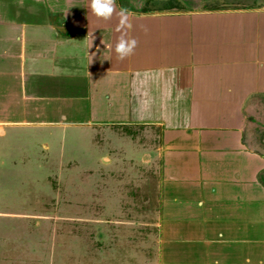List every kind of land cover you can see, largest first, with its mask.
<instances>
[{"label": "crops", "instance_id": "crops-1", "mask_svg": "<svg viewBox=\"0 0 264 264\" xmlns=\"http://www.w3.org/2000/svg\"><path fill=\"white\" fill-rule=\"evenodd\" d=\"M131 1L117 10L134 13L138 43L119 59L107 48L121 35L115 12L97 18L89 0H0L1 165L26 129L131 130L119 137L122 158L152 165L157 184L150 264H264V0ZM34 145L48 152L46 139Z\"/></svg>", "mask_w": 264, "mask_h": 264}, {"label": "rangeland", "instance_id": "rangeland-1", "mask_svg": "<svg viewBox=\"0 0 264 264\" xmlns=\"http://www.w3.org/2000/svg\"><path fill=\"white\" fill-rule=\"evenodd\" d=\"M228 2L131 1L142 8L149 4L216 7ZM103 129L101 134L78 127L41 133L26 129L19 135L9 162L0 163V171L11 169L9 176H0V212L14 214L0 218V264H150L155 260L154 169L140 158H122L125 150L119 137L135 132ZM40 137L46 139L48 152L34 145ZM107 142H112L109 153L104 151Z\"/></svg>", "mask_w": 264, "mask_h": 264}, {"label": "clouds", "instance_id": "clouds-1", "mask_svg": "<svg viewBox=\"0 0 264 264\" xmlns=\"http://www.w3.org/2000/svg\"><path fill=\"white\" fill-rule=\"evenodd\" d=\"M89 9L95 17L103 20H109L115 12L119 17L115 30L120 32L121 35L114 45L107 44V48L114 51L119 59L132 55L138 43L136 38L128 35V31L132 28L129 18L134 13L124 7H119L117 10V0H89ZM244 264H251L250 258H245Z\"/></svg>", "mask_w": 264, "mask_h": 264}, {"label": "bare ground", "instance_id": "bare-ground-1", "mask_svg": "<svg viewBox=\"0 0 264 264\" xmlns=\"http://www.w3.org/2000/svg\"><path fill=\"white\" fill-rule=\"evenodd\" d=\"M104 160H106V159H104Z\"/></svg>", "mask_w": 264, "mask_h": 264}]
</instances>
